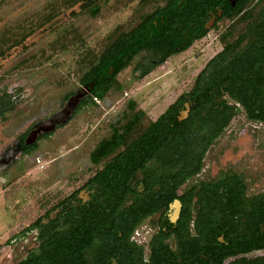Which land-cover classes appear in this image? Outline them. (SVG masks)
<instances>
[{"label": "flooded vegetation", "instance_id": "1", "mask_svg": "<svg viewBox=\"0 0 264 264\" xmlns=\"http://www.w3.org/2000/svg\"><path fill=\"white\" fill-rule=\"evenodd\" d=\"M76 1L79 9L97 14L96 0ZM143 3L135 5L134 12L121 23L120 32L104 50L105 58L109 59L110 46L114 42L120 44L117 56L123 67L115 79L125 70L137 75L136 80L146 77L171 58L188 52L195 43L207 39L210 33H221L242 14L252 17L242 31L255 25L264 27V0ZM260 40H264V35ZM218 43L221 49L207 60L196 76L223 50L224 44L219 38ZM140 45L143 49L133 53ZM82 76L75 94L69 95L67 103L76 97L72 105L66 103L60 113L33 124L14 139L12 147L0 154V177L5 178L6 166L12 160H18L12 166L21 165V158L31 156L38 149V142L53 134L56 123L88 104H96L94 101H103L104 98L92 96V84L83 83ZM115 83L105 84V99L111 90L124 92V85ZM193 86L194 81L189 90L179 94L155 117L146 115L143 109L120 116V111L109 113L113 120L106 121L105 149L110 152L105 153V162L94 163L89 156L90 167L86 169L83 182L54 203L41 207L40 216L13 235L11 242L31 235L36 248L45 238L65 232L74 247L78 244L81 248L88 243L80 250L82 258L71 260L72 264L264 263L261 260L264 247L253 249L252 222L253 199L263 193L249 191L250 180L244 172L220 168L210 173L209 170V151L238 113L220 131L221 117L209 114L210 106L218 107L219 99L179 101L180 108L175 115L179 125L184 127L190 116L195 115L194 110L201 113L199 121L179 132L188 136L183 146H174V124L168 121L162 131L154 125ZM83 95L85 98L78 103ZM223 98L234 105L231 99ZM127 101L126 109L134 111L135 100ZM110 105L114 107V102ZM241 112L245 121L264 126L249 121ZM183 113L186 116L183 117ZM47 121L51 123V131H40L35 140L27 144L29 133ZM27 255L28 252L23 258L11 259L10 264L23 261L29 264L30 261L25 260ZM52 264L61 263L57 260Z\"/></svg>", "mask_w": 264, "mask_h": 264}, {"label": "rangeland", "instance_id": "2", "mask_svg": "<svg viewBox=\"0 0 264 264\" xmlns=\"http://www.w3.org/2000/svg\"><path fill=\"white\" fill-rule=\"evenodd\" d=\"M157 1L96 0L98 11L92 15L79 9L76 0H0V103L10 105L9 110L0 108V154L33 124L60 113L135 5ZM236 23L240 26H233V36L247 21ZM225 30L210 33L144 78L136 80L129 70L119 73L115 85H124V92L111 90L103 101L72 112L38 142L31 156L20 159L21 165L12 166L18 161L12 160L6 166L5 178L0 177V264L34 249L33 236L11 242L13 235L38 218L41 207L83 182L90 153L105 139L106 121L113 120L109 113L120 111V116L143 109L148 116L160 114L191 88L196 74L221 49L218 38ZM128 99L135 100L134 111L126 109ZM209 161L210 173L220 168L244 172L249 191L264 194V126L245 121L240 110L213 144Z\"/></svg>", "mask_w": 264, "mask_h": 264}, {"label": "trees", "instance_id": "3", "mask_svg": "<svg viewBox=\"0 0 264 264\" xmlns=\"http://www.w3.org/2000/svg\"><path fill=\"white\" fill-rule=\"evenodd\" d=\"M95 12L96 10L93 13ZM251 18L249 14H242L238 17L239 20L247 21V23ZM233 26L239 27L240 24L235 22L232 23L231 27ZM235 27L229 31L227 30L220 38L224 44L223 50L209 60L206 67L195 77L191 91L180 96L178 102L171 105L154 124L157 126L158 131L164 130L162 126L167 124L168 121L174 124V128H172L174 146L185 144L187 133L184 136L179 132L183 129L186 130L187 125L191 127L192 122L199 121L201 114L194 110L192 114L195 115L190 116L191 118L185 122L184 127L181 124L179 125L175 120V115L180 108L178 106L181 100L219 99L220 104L217 103L218 107L210 106L211 111L209 114L216 113L221 117L220 131L228 125L231 118L240 109L249 121L264 125V54L262 53V51L264 52V40H260L264 35V27L255 25L250 30L242 31L233 36L232 32L236 31L233 30ZM249 36L251 37L249 38ZM119 46V42H114L110 46V58H105L104 51L98 60L83 73L82 82L92 84V96L97 99L104 98L105 84L115 83V76L123 67L122 61L117 56L120 50ZM140 49H143L142 45L133 53H137ZM224 96L231 99L234 105L228 104L227 100L223 98ZM0 108L9 110L10 105L3 106L0 103ZM182 136L185 138L184 142ZM109 152L110 150L105 149L104 139L91 153L90 159L94 163L105 162V153ZM252 222L253 249H262L264 247L263 194L253 199ZM77 245L76 247L73 246L69 234L65 232L55 233L52 237L40 241L35 249L28 252L25 260L30 261L29 264H52L57 260H60L61 264H72L71 260L82 258V251L80 250L86 248L88 243H84L81 248L80 245ZM261 260H264V258ZM17 264L27 263L23 261Z\"/></svg>", "mask_w": 264, "mask_h": 264}, {"label": "water", "instance_id": "4", "mask_svg": "<svg viewBox=\"0 0 264 264\" xmlns=\"http://www.w3.org/2000/svg\"><path fill=\"white\" fill-rule=\"evenodd\" d=\"M76 97H73L69 100V102L67 103V105H72L75 101ZM186 116V113H183V117ZM49 132L51 131V123L50 122H44L42 123L40 126L37 127V129L35 131H32L31 133H29V135L26 138V143L29 144L31 142H33L36 138V135L40 132Z\"/></svg>", "mask_w": 264, "mask_h": 264}]
</instances>
